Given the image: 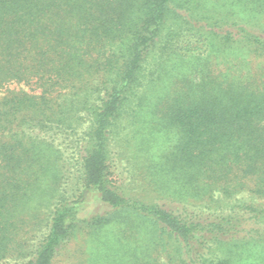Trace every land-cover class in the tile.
<instances>
[{
	"label": "trees",
	"instance_id": "trees-1",
	"mask_svg": "<svg viewBox=\"0 0 264 264\" xmlns=\"http://www.w3.org/2000/svg\"><path fill=\"white\" fill-rule=\"evenodd\" d=\"M78 241L264 264V0H0V264Z\"/></svg>",
	"mask_w": 264,
	"mask_h": 264
},
{
	"label": "rangeland",
	"instance_id": "rangeland-1",
	"mask_svg": "<svg viewBox=\"0 0 264 264\" xmlns=\"http://www.w3.org/2000/svg\"><path fill=\"white\" fill-rule=\"evenodd\" d=\"M27 89V88H26ZM122 165L126 166V163L124 162ZM123 166V167H124ZM123 167L121 166L119 169H118V172H123ZM127 169H130L128 167V164H127ZM126 176V174H124L123 176H121V179H124ZM244 197L246 198L245 195H242V196H239L238 198L239 199H244ZM247 199V198H246ZM84 247V242L83 241H78V242H74L72 243L66 250L65 252L63 253V255L58 259V262L57 264H68V263H72V262H75L76 261V257L75 255H77L79 257V248H83ZM77 257V258H78ZM162 264H166V262L162 259L161 261ZM5 264H16L15 261H12V262H7Z\"/></svg>",
	"mask_w": 264,
	"mask_h": 264
}]
</instances>
